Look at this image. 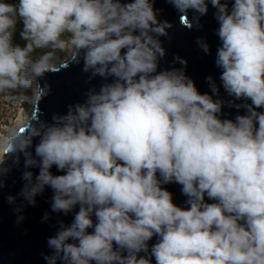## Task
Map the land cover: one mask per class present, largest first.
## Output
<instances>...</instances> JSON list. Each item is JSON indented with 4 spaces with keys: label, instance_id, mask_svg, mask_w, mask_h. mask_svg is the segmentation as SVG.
<instances>
[{
    "label": "clouds",
    "instance_id": "9594fccd",
    "mask_svg": "<svg viewBox=\"0 0 264 264\" xmlns=\"http://www.w3.org/2000/svg\"><path fill=\"white\" fill-rule=\"evenodd\" d=\"M168 2L188 27L189 10H217L216 66L225 91L251 102L245 114L221 119L223 102L182 69L158 71V37L171 24L152 0H0V94L31 107L0 140V174L23 153L25 167L39 169L22 174L29 203L48 187L53 212L78 206L48 238L46 264H264V0H233L231 9ZM18 21L23 46L13 42ZM37 50L47 51L34 58ZM81 59L84 72L111 82L52 124L35 120L48 94L40 79ZM173 182L187 208L162 187Z\"/></svg>",
    "mask_w": 264,
    "mask_h": 264
},
{
    "label": "water",
    "instance_id": "95a60500",
    "mask_svg": "<svg viewBox=\"0 0 264 264\" xmlns=\"http://www.w3.org/2000/svg\"><path fill=\"white\" fill-rule=\"evenodd\" d=\"M152 2L158 20L171 24L167 29V35L158 37L165 49V55L158 61V71L182 69L184 74L193 80L201 94L207 93L212 95L213 99L223 102L222 111L218 114L221 119L234 120L237 115L245 114V106L251 102L244 99L236 100L225 91L220 80L222 70L216 66L217 49L221 46L217 36L219 27L215 15L217 10L211 3L208 4L207 14L203 16L189 10L187 18L191 27H188L181 21V14L168 0ZM222 2H227L231 9L233 0ZM201 42L207 43L208 52L203 50ZM177 58L187 61L186 65L181 64ZM82 69L81 59L80 63L68 62L65 67L45 73L39 82L41 85H47L48 94L35 106V120L52 124L53 116L65 115L70 105L85 103L90 90L98 91L102 84L111 82L112 78L106 81L99 76L92 77L91 72H84ZM208 77H211L212 81H209ZM212 82L218 87L217 93L212 92ZM38 142L39 137L34 138L32 147L28 149L33 156ZM4 168L6 171L0 174V264H46L44 257L50 255L52 251L47 244L48 238L56 234L62 223L66 226L72 222L78 206L67 215L53 212L51 209L53 191L48 187L35 197V204L29 203L21 195L26 183L22 174L25 171H32L35 177L39 169L26 168L23 153L8 157ZM51 171L53 174H62L55 166ZM162 187L172 193L173 202L177 206L188 207L185 203L187 197L183 195L181 185L173 182L162 184ZM9 197H14V202L10 203ZM46 214L48 218L44 219ZM157 239L154 236L149 241V247L156 243ZM152 264H155L154 258Z\"/></svg>",
    "mask_w": 264,
    "mask_h": 264
},
{
    "label": "rangeland",
    "instance_id": "374dc122",
    "mask_svg": "<svg viewBox=\"0 0 264 264\" xmlns=\"http://www.w3.org/2000/svg\"><path fill=\"white\" fill-rule=\"evenodd\" d=\"M6 2L8 1L6 0ZM22 27V22L18 21L13 38L14 44H20L21 46L26 43L20 36ZM43 51L47 50H37L34 52V58L41 55ZM28 108L31 110V107L28 104L13 100L10 94H0V140H3L9 131L21 122L20 116L25 114V110Z\"/></svg>",
    "mask_w": 264,
    "mask_h": 264
},
{
    "label": "trees",
    "instance_id": "16d2710c",
    "mask_svg": "<svg viewBox=\"0 0 264 264\" xmlns=\"http://www.w3.org/2000/svg\"><path fill=\"white\" fill-rule=\"evenodd\" d=\"M10 3H18V0H7Z\"/></svg>",
    "mask_w": 264,
    "mask_h": 264
},
{
    "label": "bare ground",
    "instance_id": "6f19581e",
    "mask_svg": "<svg viewBox=\"0 0 264 264\" xmlns=\"http://www.w3.org/2000/svg\"><path fill=\"white\" fill-rule=\"evenodd\" d=\"M24 115H25V114H23V115L20 116V120H21V121L23 120Z\"/></svg>",
    "mask_w": 264,
    "mask_h": 264
}]
</instances>
